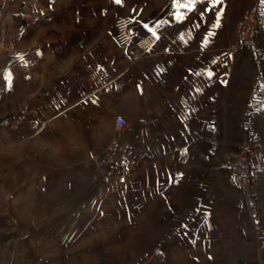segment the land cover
Wrapping results in <instances>:
<instances>
[{"label": "crops", "instance_id": "crops-1", "mask_svg": "<svg viewBox=\"0 0 264 264\" xmlns=\"http://www.w3.org/2000/svg\"><path fill=\"white\" fill-rule=\"evenodd\" d=\"M28 1L32 9L23 31L9 32L14 60L19 57L21 61L10 69V96L14 109L25 110L20 121L25 126H39L32 133L26 131L24 139L34 142L42 158L55 161L12 168L15 198L22 188L18 182L22 169L25 182L30 180L32 188L38 189L57 179L55 174L73 169L84 157L72 154L70 164H65L64 148L57 143L65 141V126H72L75 140L89 157L92 151L83 143L88 134L98 125L112 126L113 117L120 116L126 121L117 134L125 144L120 156L134 155L135 148L138 157L148 155L139 147L145 139L142 134L147 133L150 135L144 141L154 146L160 143L158 150L172 157L173 171H179L181 164L191 163L194 156L202 159L207 152L210 108L224 110L225 122L237 124L238 111L250 108L256 94L263 91L260 70L251 72L242 67L245 44L234 33L237 20L249 6H261L260 0ZM120 16L134 19L137 35L147 31L156 34L145 55L132 59L115 44L112 22ZM22 39L25 43L23 48L19 44V49L24 52L18 55ZM221 72L226 76L218 78ZM156 130L160 136L154 140L152 132ZM112 139L110 130L109 137L101 141L107 142L97 152ZM46 140L57 143L51 144L48 153L43 152ZM249 158L255 166L251 178L263 159L257 153H250ZM262 205L264 199L259 198L251 204V221L231 225L233 236L239 235L238 230L253 236L254 247L225 246V251L247 252L242 258L247 264L264 256Z\"/></svg>", "mask_w": 264, "mask_h": 264}, {"label": "rangeland", "instance_id": "rangeland-1", "mask_svg": "<svg viewBox=\"0 0 264 264\" xmlns=\"http://www.w3.org/2000/svg\"><path fill=\"white\" fill-rule=\"evenodd\" d=\"M260 5L264 19V0ZM30 9L28 0H0V264H247L242 259L247 252L225 251V246L254 247L253 236L241 230L233 236L231 225L251 221V204L264 199V23L252 42H241L246 50L242 67L260 70L263 91L250 108L238 111L237 124L225 122L224 110L209 109V139L202 159L194 156L191 163L181 164L183 169L173 171V158L158 150L160 143L145 142L150 135L145 133L139 147L148 155L138 157L135 148L134 155L120 156L105 174L95 176L91 154L107 142L101 141L110 130L117 140L120 132L98 125L88 137L85 134L83 143L92 151L86 157L72 126H65V141L57 142L64 148L65 164L73 155L84 157L38 189L30 180L25 182L22 169L18 180L22 188L15 198L12 168L55 161L42 158L34 142L24 139L26 131L32 133L39 126L20 121L25 110L12 107L9 90L10 69L21 63L19 57L14 60L9 32L23 31ZM24 43V39L18 43V55L23 54L19 46ZM159 136V131L152 132L154 140ZM244 141L250 153L263 160L242 187L231 179L224 156ZM45 143L47 153L51 144H57Z\"/></svg>", "mask_w": 264, "mask_h": 264}, {"label": "built area", "instance_id": "built-area-1", "mask_svg": "<svg viewBox=\"0 0 264 264\" xmlns=\"http://www.w3.org/2000/svg\"><path fill=\"white\" fill-rule=\"evenodd\" d=\"M262 7L254 4L241 15L235 24V36L249 44L254 39L260 25L264 19L259 16ZM134 19L130 16H120L113 20L112 30L115 44L126 50L130 58H138L145 55L154 45L157 36L152 31H147L142 35H137L133 30ZM22 30V26H19ZM233 47V45L231 46ZM226 76V72L217 75L218 78ZM113 129L120 132L126 121L120 116H114L112 120ZM125 149V144L117 139L110 140L98 153L91 155L90 168L94 175L101 176L112 167ZM250 146L244 141L236 151L228 152L224 158L227 160V167L233 181L245 187L249 183L250 176L255 170V166L249 158ZM260 248L262 245L260 244ZM255 264H264V256H259Z\"/></svg>", "mask_w": 264, "mask_h": 264}, {"label": "snow or ice", "instance_id": "snow-or-ice-1", "mask_svg": "<svg viewBox=\"0 0 264 264\" xmlns=\"http://www.w3.org/2000/svg\"><path fill=\"white\" fill-rule=\"evenodd\" d=\"M212 2H213V3H216V2H218V0H212Z\"/></svg>", "mask_w": 264, "mask_h": 264}]
</instances>
